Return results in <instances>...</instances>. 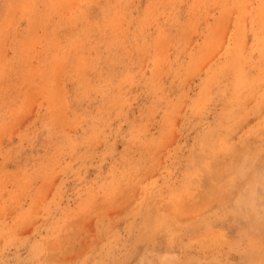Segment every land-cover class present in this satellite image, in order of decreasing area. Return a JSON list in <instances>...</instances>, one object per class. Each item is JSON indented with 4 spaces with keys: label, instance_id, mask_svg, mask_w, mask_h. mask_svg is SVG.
Returning a JSON list of instances; mask_svg holds the SVG:
<instances>
[{
    "label": "rangeland",
    "instance_id": "1",
    "mask_svg": "<svg viewBox=\"0 0 264 264\" xmlns=\"http://www.w3.org/2000/svg\"><path fill=\"white\" fill-rule=\"evenodd\" d=\"M263 4L0 0V264H264Z\"/></svg>",
    "mask_w": 264,
    "mask_h": 264
},
{
    "label": "bare ground",
    "instance_id": "2",
    "mask_svg": "<svg viewBox=\"0 0 264 264\" xmlns=\"http://www.w3.org/2000/svg\"><path fill=\"white\" fill-rule=\"evenodd\" d=\"M81 1H83V0H81ZM256 2V1H255ZM263 3V2H262ZM264 5V4H263ZM258 6H259V4H258ZM259 8V7H258ZM257 8V9H258ZM235 55V54H234ZM233 62V61H232ZM225 65V64H224ZM221 66V65H220ZM223 66V65H222ZM225 67V66H224ZM217 68V67H216ZM215 69V68H214ZM224 69H226V68H224ZM234 69V68H233ZM233 71V70H232ZM239 71H240V69H239ZM218 72H220V71H218ZM229 72H231V71H229ZM222 73V72H221ZM235 73V72H234ZM213 74V73H212ZM241 74V73H240ZM217 76V75H216ZM240 76V75H239ZM209 77V76H208ZM236 77V76H235ZM237 77H238V74H237ZM214 79H215V77H214ZM235 81V80H234ZM239 81H241V79L239 80ZM207 83H209V82H207ZM212 83V82H211ZM240 84L242 83V82H239ZM233 92V91H232ZM236 94V93H235ZM232 95V94H231ZM263 159V158H262ZM262 161V160H261ZM263 164H264V162H263ZM261 168H262V166H260ZM260 167H259V170H260ZM262 187V186H261ZM259 189H260V186H259ZM264 189V188H263ZM262 191V190H261ZM264 191V190H263ZM259 192V191H258ZM261 193V192H260Z\"/></svg>",
    "mask_w": 264,
    "mask_h": 264
}]
</instances>
